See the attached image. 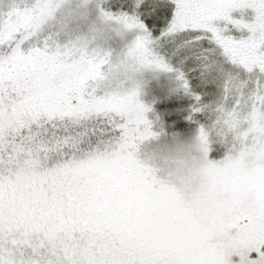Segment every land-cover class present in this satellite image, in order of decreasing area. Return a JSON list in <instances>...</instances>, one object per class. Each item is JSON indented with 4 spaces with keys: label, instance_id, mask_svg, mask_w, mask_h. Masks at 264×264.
<instances>
[{
    "label": "snow or ice",
    "instance_id": "6c2138e0",
    "mask_svg": "<svg viewBox=\"0 0 264 264\" xmlns=\"http://www.w3.org/2000/svg\"><path fill=\"white\" fill-rule=\"evenodd\" d=\"M65 3L0 0V264H264V0H95L132 70L175 71L193 97L157 119L185 130L201 72L227 74L249 130L179 186L137 158L154 135L140 86L109 81L111 51L58 39Z\"/></svg>",
    "mask_w": 264,
    "mask_h": 264
},
{
    "label": "rangeland",
    "instance_id": "374dc122",
    "mask_svg": "<svg viewBox=\"0 0 264 264\" xmlns=\"http://www.w3.org/2000/svg\"><path fill=\"white\" fill-rule=\"evenodd\" d=\"M80 0H66L57 15L54 26L58 31V39H80L89 43L90 47L97 48L101 51H111V63L108 74L109 81L118 83L120 86H131L133 83L138 84L141 88V101L149 105L151 111L148 117L152 120V131L154 135L138 145L137 158L139 161L153 170L154 174L161 180L173 183L177 186L193 179L198 165L205 157V149L208 143H216L221 145L222 152L227 148L243 132L249 129L245 128V117L241 114L238 118L230 113L225 119L207 127L202 125L203 139L201 138L199 124L188 125L186 134L179 133L173 126L167 125L162 119H157L155 113L160 112L159 104L172 99H190L179 86L176 80V72H151L146 67L139 66L135 70L125 62L122 51L125 45L131 39L127 33H122L117 25L110 24L101 20L96 12L95 0H90V4L86 9L79 7ZM87 15H81L85 12ZM169 63L171 60L169 59ZM174 68L178 67L173 65ZM208 75L210 79H204ZM203 87L196 94H203L209 100L206 111L202 112V120L212 121L210 112L213 109V99H221L225 94V88L228 86L227 74L217 70L215 75L211 73L201 72ZM211 87V91L207 89ZM153 113V114H152ZM264 131V129H261ZM198 132V142L195 150L190 153L187 160L171 161L166 156L162 157L165 146L173 137L190 138ZM163 163L166 171L159 167Z\"/></svg>",
    "mask_w": 264,
    "mask_h": 264
},
{
    "label": "clouds",
    "instance_id": "9594fccd",
    "mask_svg": "<svg viewBox=\"0 0 264 264\" xmlns=\"http://www.w3.org/2000/svg\"><path fill=\"white\" fill-rule=\"evenodd\" d=\"M151 72H157L150 70ZM165 73V72H162ZM232 111V102L224 94L216 106L210 112V118H212V123L215 125L221 120L225 119ZM198 142V132L193 134L190 138L184 139L181 137H173L169 143L165 146V150L162 157H167L171 161H184L187 160L190 153H192L197 147ZM159 167L166 171V166L163 163L159 164Z\"/></svg>",
    "mask_w": 264,
    "mask_h": 264
},
{
    "label": "trees",
    "instance_id": "16d2710c",
    "mask_svg": "<svg viewBox=\"0 0 264 264\" xmlns=\"http://www.w3.org/2000/svg\"><path fill=\"white\" fill-rule=\"evenodd\" d=\"M198 95H200L201 96V100L199 101V103H200V105L201 106H203L204 107V110L202 111V112H204V111H206V108L208 107V105H207V102H208V98L207 97H205L203 94H201V93H199ZM178 103H180L181 105H182V110L183 111H185V112H188V111H190V108L194 105V100H193V97L192 96H190V99H175ZM219 100L220 99H213V100H211V101H213V108L216 106V104L219 102ZM165 101V100H164ZM163 101V102H164ZM163 102H161V104H159V110H160V105H162L163 104ZM202 112L200 113V115H199V117L196 119V120H194V121H187V120H185L184 121V123L187 125V127L185 128V130H179L175 125H173V124H169V123H167V125H169V126H173V127H175L176 129H177V131L179 132V133H182V134H186L187 133V131H188V125L190 124V125H194V124H202V125H204V126H208V125H211V123H212V121L211 122H209V120H205V118H204V120H202V116H203V114H202ZM153 114V113H152ZM159 114H160V112H158V113H155L154 115H156V116H159ZM212 126V125H211Z\"/></svg>",
    "mask_w": 264,
    "mask_h": 264
}]
</instances>
